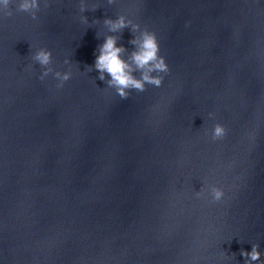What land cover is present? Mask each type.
Returning <instances> with one entry per match:
<instances>
[{
    "label": "water",
    "instance_id": "obj_1",
    "mask_svg": "<svg viewBox=\"0 0 264 264\" xmlns=\"http://www.w3.org/2000/svg\"><path fill=\"white\" fill-rule=\"evenodd\" d=\"M87 3L42 0L36 20L15 5L0 14V264H245L252 244L264 254V0ZM121 14L157 34L171 69L127 99L93 67L109 35L126 58L135 50L130 28L104 24ZM39 47L58 71L71 61L63 88L38 64L25 70ZM216 123L227 135L212 141ZM213 185L220 202L195 196Z\"/></svg>",
    "mask_w": 264,
    "mask_h": 264
},
{
    "label": "clouds",
    "instance_id": "obj_2",
    "mask_svg": "<svg viewBox=\"0 0 264 264\" xmlns=\"http://www.w3.org/2000/svg\"><path fill=\"white\" fill-rule=\"evenodd\" d=\"M116 0H108L109 4L115 3ZM15 11L27 13L33 20L38 19V14L42 10V0H0V14L5 17L14 15ZM49 0H43V8L49 7ZM89 5L87 0H80L79 10L81 13L88 11ZM95 10V6H93ZM83 23H88L87 16H82ZM104 24L108 27L111 33H120L126 28H130L134 34V39L130 41L136 45L135 50L125 57L128 51L123 45L118 46L119 37L109 35L105 42L99 46V55L96 56L94 68L100 73L98 79L106 81L107 87L114 89L115 93L122 99H127L132 90L138 92L146 91L147 85L160 87L164 83L165 75L170 73L171 69L167 63L165 56L161 55L160 42L157 34L149 30L141 24L130 19L127 15L121 14L116 18L104 19ZM139 33V35H135ZM33 64L27 65L26 71H33L34 64H38L42 69L40 79L45 80L49 75H54L58 81L56 88H63L65 83L72 78L73 72L70 60H65L64 63L69 65L68 71H58L53 65V53L46 47H39L32 55ZM139 73V76L136 75ZM214 113H210V117H214ZM227 135L226 127L221 123H216L211 132L212 141H219ZM211 197V203L220 202L225 191L219 186L204 187L195 192L197 198L204 197L205 194ZM259 244H252L251 251L241 250L240 255L245 258V264H254L261 260Z\"/></svg>",
    "mask_w": 264,
    "mask_h": 264
}]
</instances>
